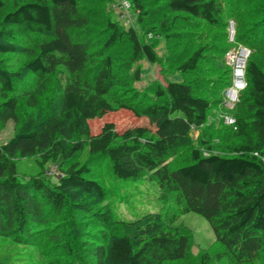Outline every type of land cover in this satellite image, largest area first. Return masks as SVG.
I'll list each match as a JSON object with an SVG mask.
<instances>
[{
	"label": "trees",
	"instance_id": "16d2710c",
	"mask_svg": "<svg viewBox=\"0 0 264 264\" xmlns=\"http://www.w3.org/2000/svg\"><path fill=\"white\" fill-rule=\"evenodd\" d=\"M128 1L140 16L147 15L141 0ZM166 3L164 14L152 21L154 26L148 33L151 39L155 36L180 39V34L175 33L179 20L188 23L195 19L213 29L226 28L225 14L216 0H166ZM4 6L0 0V11ZM85 24L86 20L79 15L77 0H27L15 4L0 18V58L16 53L15 41L19 37L51 35L49 40L36 45L35 54L18 72L10 71L0 60L3 96L0 128L10 121L18 124L9 141L0 146V236L25 244L45 229L52 234V214L63 213L67 208L91 213L88 203L78 199L79 192L101 196V188L87 178L91 174L88 168L73 161L87 149L89 156L108 160L118 180L146 179L156 186L161 205L165 202L168 206L174 205L178 215L194 213L202 217L223 248L214 257L220 264L261 261L264 252V72L258 61L250 58L248 62V88L241 94L233 114L234 135L240 141L227 145L230 153L222 155L214 152L209 138L202 137L198 148H189L187 163L177 166L182 143L188 141L192 130H199L207 123L212 110L211 101L204 96L205 80L199 75L210 46L200 45L176 65L179 74L190 75L192 80L184 77L181 81L169 80L165 86H154L156 102L142 110L145 117H159L154 130L137 127L117 132L112 123H106L97 135H92L87 122L114 112L108 96L120 83L112 56H104L99 61L91 79L85 76L92 60L90 48L75 33ZM107 29L106 51L127 40L132 50L129 63L142 59L152 64L157 61L153 44L139 37L135 30H125L112 22L107 23ZM224 37L228 47L220 51L226 54L234 44L229 43L228 32ZM225 54L222 63L217 62L215 67L225 64L229 69ZM213 59L210 58L211 62ZM57 68H62L68 76L57 106L40 127L32 128L28 121L20 122L16 113L18 99L7 96L15 91V82L21 80L24 72L43 80ZM134 75L140 80L138 72ZM228 79L220 89L221 97L230 85V69ZM24 159L31 160L39 170L50 161H59L64 170L58 184L47 185L38 177L42 172L37 177L21 176L17 162ZM176 217L164 219L162 224L156 214L142 216L125 225L133 229L131 238L112 236L107 247L89 239L84 242L86 259L94 264H104L106 257L110 264L184 261L189 256L192 234L174 225ZM100 221L107 226L109 212L101 215ZM62 234L53 240L57 247L71 254L64 231ZM100 236L98 241H105L104 234ZM198 261V264H212L208 252H202Z\"/></svg>",
	"mask_w": 264,
	"mask_h": 264
},
{
	"label": "rangeland",
	"instance_id": "374dc122",
	"mask_svg": "<svg viewBox=\"0 0 264 264\" xmlns=\"http://www.w3.org/2000/svg\"><path fill=\"white\" fill-rule=\"evenodd\" d=\"M24 1L27 0H3L5 6L0 11V18L11 11L15 4ZM216 1L225 14V30L213 29L195 19H190L188 23L179 20L176 23L175 33L180 34L181 38L167 40L159 36L151 39L148 35L150 28L154 26L152 21L161 17L166 11V0H141L147 13L145 16L135 12L128 0H77L79 15L86 20V24L83 28L75 30V33L79 39L88 42L92 57L90 64L86 67L85 76L91 79L99 61L103 60L104 56H112L120 83L108 96L115 108L114 112L101 119L87 122L92 135H97L106 123H112L117 132L137 127L154 130L155 123L160 120L159 117L150 118L142 114L143 108L156 102L153 95L154 86L157 84L165 86L169 80L181 81L185 76L176 71V65L187 58L192 50L207 44L211 50L205 54L206 60L201 63L199 75L205 80L202 86L206 90L204 96L211 101L212 110L207 123L199 130H192L188 141L182 143L177 157V166L187 163L189 148H198L199 139L202 137L212 141L215 153L222 155L230 153L227 145L239 142L240 138L234 135L233 128L229 129L223 123V116L229 115L233 118L237 107L227 108L223 96H220V89L229 82V69L225 64L217 68L218 63L224 60L225 52L221 53L220 50L225 51L228 47V44L224 43L226 41L224 36L226 32H230L232 25L237 40L234 44L237 45L236 42H238L239 45L248 48L251 51L250 58L256 59L264 72V0ZM138 20L142 22L139 23ZM108 22L117 23L125 30L133 29L139 37L153 44L157 61L152 64L142 59L134 64L129 63L132 50L127 40L106 51L104 44L109 36ZM50 38V34L19 37L15 41L16 53L3 55L0 60L10 71L18 72L30 56L35 54L36 45ZM218 56L221 58L215 60ZM211 57L214 58L212 62ZM214 64H217L216 67ZM136 72L139 73L140 80L135 79ZM185 79L190 81L193 78L188 75ZM66 80L68 76L62 68H57L53 74L43 80H38L24 72L21 80L15 82V91L7 95L8 98L18 99L16 113L19 121H28L32 128L43 125L47 115L57 106L62 85ZM34 95L36 99L31 100L30 97ZM0 100H3L1 93ZM122 105L126 107H121ZM17 126L18 124L10 121L0 128V146L9 141ZM226 139L227 142H224ZM73 161L88 168L91 174L87 178L95 181L101 188V196L94 192L88 195L79 192L78 199L85 200L92 212L84 213L77 208H67L63 213L52 214L50 216L53 223L52 234L46 232L48 229H43L44 231L40 232L36 239L25 244L0 236V264H94L93 261L86 259L84 242L90 239L92 243L97 241L96 244L107 247V242L112 236L131 238L133 229L126 228L125 225L149 213L156 214L162 224L165 222L164 219L177 216L174 225L182 226L192 234L188 258L184 261L165 264H198L202 252L209 253L212 264H220L214 257L222 252L223 248L217 243L210 225L202 217L194 213L178 215L179 210L174 205L168 206L166 202L161 205L157 198L156 186L148 183L146 179L135 182L118 180L111 172L109 161L89 156L87 149L77 154ZM17 163L21 176L37 177L42 172L38 177L50 187L58 184L64 170V166L60 167L59 161H50L43 170L35 168L29 159L18 160ZM106 212H109L107 226L100 221L101 215ZM62 231L70 243L71 254L57 247L53 240L63 235ZM102 234L106 237L105 241H98ZM261 259L256 264H264V252ZM223 263L224 261L221 264ZM104 264H110L107 257Z\"/></svg>",
	"mask_w": 264,
	"mask_h": 264
},
{
	"label": "built area",
	"instance_id": "2783aa9c",
	"mask_svg": "<svg viewBox=\"0 0 264 264\" xmlns=\"http://www.w3.org/2000/svg\"><path fill=\"white\" fill-rule=\"evenodd\" d=\"M229 42L235 43V32L230 26ZM251 57V51L242 45H233L225 54V61L230 69V85L225 89L223 98L226 107H234L239 102L241 94L248 88L246 69ZM223 123L235 129V120L229 115L223 116Z\"/></svg>",
	"mask_w": 264,
	"mask_h": 264
}]
</instances>
